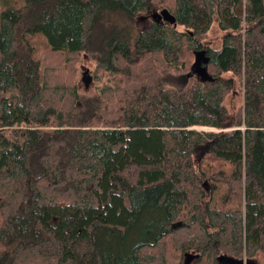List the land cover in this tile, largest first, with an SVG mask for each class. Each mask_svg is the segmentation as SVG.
I'll use <instances>...</instances> for the list:
<instances>
[{"label":"trees","instance_id":"obj_1","mask_svg":"<svg viewBox=\"0 0 264 264\" xmlns=\"http://www.w3.org/2000/svg\"><path fill=\"white\" fill-rule=\"evenodd\" d=\"M200 49L211 81L164 83ZM188 254L264 258V0H0V264Z\"/></svg>","mask_w":264,"mask_h":264},{"label":"rangeland","instance_id":"obj_2","mask_svg":"<svg viewBox=\"0 0 264 264\" xmlns=\"http://www.w3.org/2000/svg\"><path fill=\"white\" fill-rule=\"evenodd\" d=\"M157 11L158 10L153 9L151 6H149L147 8L146 12L140 13V16L142 18L139 20L138 26L143 27L145 24L147 25L151 21H154L152 19V14L154 12H157ZM220 35H221V33H219L216 30L215 25H214L208 31V36H207L206 41L204 43L206 45L209 44L213 47H217L219 45L218 39H219ZM39 51L43 52V49L40 48ZM41 55H44L47 57L46 54H41ZM85 59L86 58L84 56V58H82L80 60L79 65L76 66L77 70L73 72V74H75V73L76 74L73 75L71 78H72V80L77 81V87H78L79 93L81 95L88 96L93 92V88H94V86L97 85V82L94 81V79H92L90 77L91 76V70H90L88 62L84 61ZM81 71H82V73H81ZM186 72H187V70H186ZM186 72H181L180 74H178V76H177V74L170 73V76H167L164 79L165 80L164 83L170 87H178V86L185 85L187 82H190L192 80L194 81L195 80L194 76L184 78L183 74ZM64 80L66 82H68L70 80V78L67 75H65ZM223 105L225 106L228 114L234 113L236 108L239 107V105H241V92H240L239 87L235 86L234 89L225 96V98L223 100ZM203 151H204V148H200V150L198 151V154H201ZM189 255H191V254H189ZM182 260L183 259H180L178 264H182ZM188 264H191V261H189ZM240 264H247L246 259H241ZM249 264H264V258H262L259 254H257L253 259H251Z\"/></svg>","mask_w":264,"mask_h":264},{"label":"water","instance_id":"obj_3","mask_svg":"<svg viewBox=\"0 0 264 264\" xmlns=\"http://www.w3.org/2000/svg\"><path fill=\"white\" fill-rule=\"evenodd\" d=\"M152 19L154 21H167L169 23H174V18L164 9L159 10L157 12H154L152 14ZM193 54V60L189 66L188 72L184 74V78L194 76L195 80L204 83L209 82L212 80L211 76L207 72L206 64L208 61V58L204 54V50H194L192 51ZM224 256L219 255L217 256V260L222 259ZM193 258L192 255H185V259L183 261V264H188L189 261ZM229 260V258H227ZM231 263H234V261L230 260Z\"/></svg>","mask_w":264,"mask_h":264}]
</instances>
